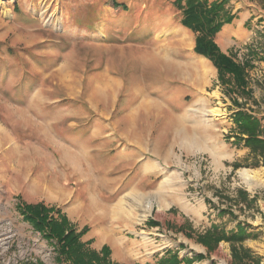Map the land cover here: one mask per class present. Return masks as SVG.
I'll list each match as a JSON object with an SVG mask.
<instances>
[{
	"label": "rangeland",
	"instance_id": "obj_1",
	"mask_svg": "<svg viewBox=\"0 0 264 264\" xmlns=\"http://www.w3.org/2000/svg\"><path fill=\"white\" fill-rule=\"evenodd\" d=\"M175 2L0 0V264H57L19 200L59 209L119 264L171 250L203 255L191 264H264V166L232 135L238 106L264 134V0H228L214 37L248 95L194 52ZM238 223L252 234L235 244L242 260L197 240Z\"/></svg>",
	"mask_w": 264,
	"mask_h": 264
},
{
	"label": "trees",
	"instance_id": "obj_2",
	"mask_svg": "<svg viewBox=\"0 0 264 264\" xmlns=\"http://www.w3.org/2000/svg\"><path fill=\"white\" fill-rule=\"evenodd\" d=\"M183 11L182 24L195 32L194 52L208 58L218 71V78L224 82H234L235 89L244 95H248L245 89L244 67L222 53L214 41L215 34L220 30L223 22L230 21L232 16L224 10V4L228 0H216L207 7V0H175ZM221 20V17L224 18ZM238 106V105H237ZM235 130L232 133L235 145L248 148L249 153L255 158L253 166H264V134L259 121L248 111L240 106L233 114ZM233 168L240 167L233 163ZM246 201V193L241 192ZM15 209L44 239L49 242L55 253L57 264H119L110 257V249L103 245L99 250L90 246V242H84L81 237L87 232L84 227L80 231L70 223L67 216L59 209L47 207L43 203L24 204L20 200L15 204ZM56 214V216L53 215ZM237 230L225 232L216 225H212L203 234L198 235V242L212 249L219 242L224 241L232 245V252L236 260H240L235 244H242L244 240L252 236L239 223ZM188 236L192 237L191 234ZM238 256V257H237ZM246 256V255H244ZM203 255L197 254L193 258H180L174 251H166L162 257L153 263L144 264H191L194 259L200 260ZM242 260V259H241ZM43 264V263H33ZM140 264V263H134Z\"/></svg>",
	"mask_w": 264,
	"mask_h": 264
},
{
	"label": "bare ground",
	"instance_id": "obj_3",
	"mask_svg": "<svg viewBox=\"0 0 264 264\" xmlns=\"http://www.w3.org/2000/svg\"><path fill=\"white\" fill-rule=\"evenodd\" d=\"M213 115H218V114H213ZM244 177H245V179H248V178H250V175L248 174V173H246V172H244V175H243ZM138 199H139V203H142V205L141 204H138L137 206H138V209L140 210V211H142V213H147L148 211H150V207H151V205H150V203H149V199L148 200H146L145 202H144V199H146V197L144 196V197H141V196H139L138 197ZM151 200V199H150ZM137 204V203H136ZM144 204V205H143ZM139 206H141V207H139ZM93 209V208H92ZM144 214H140V221H141V219L144 217ZM105 239V238H104Z\"/></svg>",
	"mask_w": 264,
	"mask_h": 264
},
{
	"label": "crops",
	"instance_id": "obj_4",
	"mask_svg": "<svg viewBox=\"0 0 264 264\" xmlns=\"http://www.w3.org/2000/svg\"><path fill=\"white\" fill-rule=\"evenodd\" d=\"M188 221L190 222V221H191V219H188ZM181 240H182V242H183V243H185V244H186V242H188V241H184V239H183V238H182ZM190 245H191V244L189 243V246H190ZM116 262H118V263H119V261H116Z\"/></svg>",
	"mask_w": 264,
	"mask_h": 264
}]
</instances>
